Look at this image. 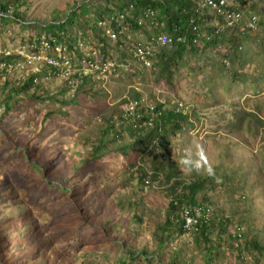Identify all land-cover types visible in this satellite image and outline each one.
I'll return each instance as SVG.
<instances>
[{"label":"trees","instance_id":"1","mask_svg":"<svg viewBox=\"0 0 264 264\" xmlns=\"http://www.w3.org/2000/svg\"><path fill=\"white\" fill-rule=\"evenodd\" d=\"M252 1L264 2V0H232L231 10L240 13L241 19L230 27L227 26L228 20L225 14L200 9L199 4L202 0H84L63 17V20L52 22L49 26L50 33L60 35L63 33L66 36L65 40L60 39V41L73 46L81 40L90 44L99 53L102 62L114 61L117 64L107 84L111 83V79L114 82L120 77L132 80L131 85L128 86L130 90L126 91L127 87H124L121 91H117L119 97L117 96L116 102L112 104L114 108L110 111L103 106L105 103L104 100L101 101V98L106 99V94L109 96V91H113V88L109 87L106 90L100 84L92 83L90 80H86L85 85L77 88L74 97L67 96L69 89L65 85H62L56 94L42 85H34L31 80L0 82V132H4L8 126L4 118L26 104L35 105L49 100L58 106L56 114L59 119L72 120L76 109L79 113L83 108L87 110L88 116L85 123L81 118L77 120L81 130L76 131L73 136L82 141L88 153L82 156L79 166L75 164L72 167V175L64 181L48 178L44 156H42L43 161L41 160L34 167L42 174L41 181L44 184L57 188L67 195L68 203L81 220L77 231L80 230L81 233L100 231L114 247L122 251L123 256L118 264H134L135 262L192 264V260L185 257V250L180 246V241L190 237L194 249L203 255L204 264H213V259L220 257L221 242L224 241L221 235L225 234L233 216L214 214L211 208V194L218 185L231 192L238 190V187L242 185L236 182L238 173L227 174L228 171L220 166L207 172L201 167L194 168L190 164H187V171H184L176 165L171 158L170 148L178 135L193 129L190 114L183 115L175 112L174 102H181L179 99L171 98L170 103H161L153 98L152 94L148 97L134 87L140 85L142 89H145L147 85L155 83L156 86L160 85L170 93L174 87V77L178 73V67L192 66L190 60L194 62V69L200 72L201 66L208 63L212 70L215 69L217 79H221L224 73L229 77H235L237 82H249L248 74L238 70L244 67L246 69L244 71H252L251 64L258 65L259 58L264 57V7H258L252 4L254 3ZM20 2L19 0L1 1L0 13L7 15L8 7L11 6L13 21H21L20 23L24 26L26 21H23L21 14L15 12L16 4L19 5ZM250 7L255 10L250 12ZM146 9L153 11L157 26L149 24V20L144 19ZM121 12L128 13L124 29L116 30L117 39L112 41L103 36L100 29H97L96 20H103L110 14ZM0 20L7 22L10 19L0 18ZM140 21L141 24H139ZM28 23V28L35 30L34 33L40 34L46 30V26H41L37 31L31 28L36 26ZM65 26L67 29H64ZM162 34L172 37L173 41L171 44L156 48L150 68L140 66L131 58L128 51L131 44L146 42ZM140 37L142 40L138 39ZM180 37L184 39V42L176 41ZM252 45H255L254 49ZM252 56H254L253 59L250 58ZM259 69H261L259 72L253 70L254 73H251L250 83L264 82V64ZM137 80H142V85L137 83ZM212 81L210 78L207 79L209 84ZM217 94L216 99L219 95ZM141 97L148 98L155 105V111L142 110L138 114L139 117L134 119L124 117L122 107L130 100ZM239 104H237L238 110L232 114L233 119L228 120L227 124L235 130L244 125L248 128L253 127L255 135L260 133L264 137V119L261 117L263 110L257 106L255 109L245 110ZM153 113H157V116L154 117ZM51 117L53 119L56 116L49 111L41 122L40 133L46 132L48 129L46 123ZM150 120L151 125L148 126ZM11 126L14 127L15 124ZM85 128L87 130L83 136L79 132ZM43 136L44 134L34 137L42 140ZM34 147L35 145L31 148ZM26 152L29 153L30 150L26 149ZM93 165L103 166L109 174L113 173L109 185L114 186L118 183L121 186L120 189L131 190L128 195L115 198L113 202L115 214L107 218L103 224H93L90 217L95 211L85 210L84 201L89 200H85L83 194L85 191L92 193L91 178H82V176L76 178L82 173L84 166ZM232 177L235 178L232 179ZM145 181L148 182L147 186ZM109 185L101 187L107 189ZM156 187L157 191L165 193L168 205L164 210V218L161 221L157 219L151 228L143 221L144 209H139L141 206L139 195L144 194V188L156 190ZM95 191L100 195L108 193L103 192L100 186L95 188ZM240 191L245 193H243L244 196H239L238 201L247 204L245 188H240ZM184 206L200 209L201 215L209 220L206 224H200L189 231L185 230L181 218ZM25 219L26 217L22 216L10 221L9 214L0 216V223H2L0 224L2 226L0 249L6 251L8 239H13L16 247H22V264H27L26 260L30 261L35 253L33 245L29 247L26 245L27 241L24 237L32 228ZM9 222L11 225H4ZM239 225L238 223L236 226L237 230ZM129 226L134 228L129 230ZM140 228L150 231L154 242V248L151 251L137 247L136 240L142 233ZM240 237L241 235L238 234V238ZM233 239L236 241L237 237L233 236ZM74 240H78V237L76 236ZM241 241L235 248L229 244L236 253V263L264 264L262 262L264 245L257 236L254 235L248 239L242 235ZM246 257H249V260ZM0 261L1 264H9L7 260ZM31 263L38 264L35 261ZM11 264L17 263L13 261Z\"/></svg>","mask_w":264,"mask_h":264},{"label":"rangeland","instance_id":"2","mask_svg":"<svg viewBox=\"0 0 264 264\" xmlns=\"http://www.w3.org/2000/svg\"><path fill=\"white\" fill-rule=\"evenodd\" d=\"M83 1L19 0L20 3L16 4L15 12L22 15L23 21H26L25 24L30 22L32 26H36L31 27L32 29L39 31L41 26H46L43 33H36L38 37L65 40L66 36L63 33L51 34L49 26L54 21L63 20V17ZM252 4L264 7L263 1H255ZM254 10L252 7L249 8L250 12ZM20 22H14L12 19L7 22L0 20V42L7 43L10 39L15 42L21 32L35 31H30L28 26H23ZM64 29H67V26ZM138 39L142 40L141 37ZM252 48L254 49L255 45H252ZM250 58L253 59L254 56ZM190 64L192 66L178 67V73L174 77V87L170 93L160 85L159 88L155 83L147 85L145 89H142L140 85L134 88L143 95L152 94L153 98L161 103H170L173 98V100H181L189 107L188 115L190 114L193 129L178 135L170 148L171 158L176 165L184 171H187V164H190L194 168L201 167L207 172L220 166L228 171L227 174L238 173L236 178L232 177L239 185L242 184L238 185V190L231 192L218 185L211 194L213 213L218 215L222 213L227 217L233 216L225 234L221 235L224 241L221 242L220 257L213 259L212 262L213 264H237L236 253L229 244L235 248L242 242V235L248 239L255 235L264 245V137L260 133L255 135L253 127L248 128L244 125L235 130L227 122L233 119L232 114L238 110L239 103L245 110L255 109L256 106L261 108L263 110L261 117L264 119V82L250 83L251 73L261 70L259 67L264 64V57L259 58L258 65L251 64V70L254 71H244L246 70L244 67L238 70L248 74L250 81L245 83L237 82L235 77H229L224 73L221 74V79H217L215 69L212 70L208 63L201 66V72L194 69L193 60H190ZM139 78L142 77L139 76ZM208 78L213 80V84L207 82ZM137 81L142 85V80ZM131 82L132 80L120 77L114 82L111 79L110 84L102 87L106 90L109 87L113 88V91H109V96L106 94L107 103L105 97L101 98V101L104 100L105 103H102L103 106L108 111L114 108L112 104L119 97L117 91H121L124 87H127L126 91L130 90L128 86ZM61 87L62 83L59 81L45 86L48 91L56 94ZM57 108L56 104L47 100L44 103L20 106L15 113L4 118L8 126L4 132H0V216L9 214L10 221L16 217H26L25 220L32 230H28L24 238L27 241V247L33 245L35 251L32 259L26 260L27 264H32L33 261L38 264H118L123 256L122 251L114 247L100 231L85 233L77 231L81 220L68 203L67 195L57 188L44 184L41 181L42 174L34 167L41 160L43 161L42 156H44L48 169L47 177L54 181H64L72 175V167L75 164L79 166L82 156L88 153L82 141L73 136L76 131L81 130L77 120L81 118L85 123L88 116L87 110L83 108L79 113L76 109L71 120L59 119L56 114ZM49 111L56 116L53 118L55 120L52 117L49 118L46 123L48 129L45 133H40L41 122ZM86 130L85 128L79 133L84 136ZM43 134L42 140L34 137ZM37 142L38 144H34ZM34 145L35 147L31 148ZM26 149L30 152L27 153ZM83 168L82 173L76 178L90 177L93 187L91 194L88 191L83 194V198L89 200L84 201L85 210L95 211L90 217L93 224H103L107 218L115 214L113 211L115 198L128 195L131 190L120 189L121 186L118 183L114 186L109 185L113 173L109 174L103 166L93 165ZM106 185H109L107 189L101 187ZM98 186L103 192L108 193L98 194L95 191ZM240 188L246 190L247 204L238 201L239 196H244L243 193H245L240 191ZM157 190V187L156 190L144 188V194L139 195V200L141 198L139 209H144L143 221L151 228L157 219L161 221L164 218V210L168 205L165 193ZM10 223L4 225H11ZM238 223L239 230L236 227ZM133 228L134 226H129V230ZM139 230L142 233L136 240L137 247L151 251L154 248V242L150 231L142 228ZM238 234L241 235V239L238 238ZM76 236L78 240H74ZM233 236L237 237L236 241ZM180 242V246L185 250V257L192 260V264H204L203 255L194 249L191 237ZM14 244L13 239H8L6 251L0 249V260H7L9 264L13 261L22 264V247H16ZM246 258L249 260V257ZM262 260L264 263V258Z\"/></svg>","mask_w":264,"mask_h":264},{"label":"built area","instance_id":"3","mask_svg":"<svg viewBox=\"0 0 264 264\" xmlns=\"http://www.w3.org/2000/svg\"><path fill=\"white\" fill-rule=\"evenodd\" d=\"M232 6V0H202L199 4L202 10L209 9L217 14H225L228 27L241 19L240 13L231 10ZM12 12L13 8L9 6L7 15L0 13V18L14 20L11 17ZM127 15L128 13L121 12L110 14L103 20H96L97 29L102 31L103 36L115 41L116 30L124 29ZM153 16L154 13L150 9H146L143 15L144 19L149 20V24L157 26L158 23L154 22ZM8 41L0 42V82L31 80L34 85L45 87L59 81L69 89L67 96L74 97L77 88L85 85L86 80L102 87L106 85L117 67L114 61L102 62L99 53L90 44L81 40L70 46L58 39H46L38 37L34 32L25 31L20 33L15 42L11 39ZM172 41V37L162 34L146 42L131 44L128 51L131 58L140 66L150 68L156 48L171 44ZM176 41L184 42V39L180 37ZM174 103L176 113L188 114L189 107L186 104L182 101ZM142 110L153 112L155 105L148 98L141 97L130 100L122 107V113L128 119L139 117L138 114ZM153 116L156 117L157 113H153ZM150 125L151 120L148 123V126ZM147 184L145 181V185ZM181 218L183 228L188 231L200 224H206L209 220L201 215L200 209H192L190 206L182 208Z\"/></svg>","mask_w":264,"mask_h":264}]
</instances>
